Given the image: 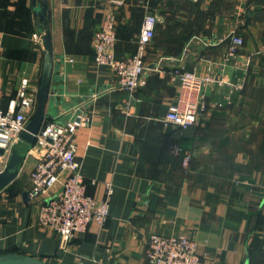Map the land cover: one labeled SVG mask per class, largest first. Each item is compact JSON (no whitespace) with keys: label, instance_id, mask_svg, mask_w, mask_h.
<instances>
[{"label":"crops","instance_id":"crops-1","mask_svg":"<svg viewBox=\"0 0 264 264\" xmlns=\"http://www.w3.org/2000/svg\"><path fill=\"white\" fill-rule=\"evenodd\" d=\"M46 1L54 55L46 119L87 118L75 135L87 193L101 201L111 184L113 194L105 223L65 243L39 223L42 200L27 195L38 153L21 141L18 176L0 190V257L150 264L148 240L159 234L194 240L203 264H264V0H126L113 8L118 59L137 52L144 17H157L147 83L133 93L115 88V73L94 61L108 4ZM232 35L244 44L227 58ZM42 37L33 0H0V109L19 105L25 79L37 99ZM177 69L223 81L205 88L208 110L184 130L163 122L179 95ZM177 148L190 154L187 167Z\"/></svg>","mask_w":264,"mask_h":264},{"label":"built area","instance_id":"built-area-1","mask_svg":"<svg viewBox=\"0 0 264 264\" xmlns=\"http://www.w3.org/2000/svg\"><path fill=\"white\" fill-rule=\"evenodd\" d=\"M126 0H102L108 4L107 12L92 39L94 61L98 66L110 68L116 75L115 88L133 93L147 83L145 63L148 45L156 33L157 17L147 14L138 39V50L133 55L118 59L115 57L117 21L113 8H120ZM112 9H110V7ZM231 46L227 58L235 57L243 46L241 36L230 37ZM172 75L179 80V95L163 118L166 125L180 130L196 125L198 116L207 112L205 88L210 84L222 85L223 81L212 76H199L195 72L174 70ZM28 80H23L17 93L19 105L13 100L6 110L0 109V149L3 155L11 157L15 144L20 140L29 120V110L37 105L35 95L28 94ZM87 118L79 114L64 123L45 119L30 151L38 153V161L30 174L32 188L27 192L29 199H41L38 220L49 227L65 243L77 234L87 232L93 221L104 224L108 218L110 200L113 194L107 184L106 196L97 201L87 193V186L81 171L77 154L75 135ZM182 149L177 148L176 154ZM191 156H183V165H189ZM60 186V190H56ZM146 258L150 264H203L198 245L186 236L149 237Z\"/></svg>","mask_w":264,"mask_h":264},{"label":"water","instance_id":"water-1","mask_svg":"<svg viewBox=\"0 0 264 264\" xmlns=\"http://www.w3.org/2000/svg\"><path fill=\"white\" fill-rule=\"evenodd\" d=\"M36 23L43 32L44 42V63L41 81L37 95V109L29 120L25 130L20 135V140L28 145H34L36 136L39 133L46 116V106L49 98L51 77L54 64L53 46L50 31L47 29L49 18L48 5L46 0H33ZM4 150L0 149V155ZM23 155L17 148H14L10 161L0 172V190L8 187L18 176L19 168L23 163ZM0 264H46L42 260L31 256L18 254L5 255L0 257Z\"/></svg>","mask_w":264,"mask_h":264},{"label":"rangeland","instance_id":"rangeland-1","mask_svg":"<svg viewBox=\"0 0 264 264\" xmlns=\"http://www.w3.org/2000/svg\"><path fill=\"white\" fill-rule=\"evenodd\" d=\"M25 144L24 143H21V141H18L16 144H15V148H17L18 150L20 149L21 151H23L24 150V148H25ZM19 150V151H20ZM31 156H35L34 154H30ZM0 162H1V164H4L5 163V161L7 162V160H10V157L8 156V155H0Z\"/></svg>","mask_w":264,"mask_h":264},{"label":"trees","instance_id":"trees-1","mask_svg":"<svg viewBox=\"0 0 264 264\" xmlns=\"http://www.w3.org/2000/svg\"><path fill=\"white\" fill-rule=\"evenodd\" d=\"M20 152V151H19ZM21 153V152H20ZM23 156H24V154L23 153H21Z\"/></svg>","mask_w":264,"mask_h":264}]
</instances>
